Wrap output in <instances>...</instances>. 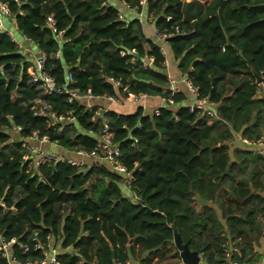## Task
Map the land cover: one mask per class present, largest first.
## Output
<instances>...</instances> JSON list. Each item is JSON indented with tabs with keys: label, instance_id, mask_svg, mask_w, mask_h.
<instances>
[{
	"label": "trees",
	"instance_id": "obj_1",
	"mask_svg": "<svg viewBox=\"0 0 264 264\" xmlns=\"http://www.w3.org/2000/svg\"><path fill=\"white\" fill-rule=\"evenodd\" d=\"M123 1L138 13L146 10L158 34L172 35L164 41L179 73L214 107L217 119L184 105L162 107L158 115L142 108L105 114L123 164L128 171L138 166L133 185L141 202L124 198L121 178L104 167L35 168L23 160L22 139L36 132L69 153L89 152L102 123L78 102L69 105L67 96L43 94L31 82L25 57L0 32V233L7 242L16 240L11 252L20 262L44 258L33 251L36 234L42 244L48 237L62 240L66 252L58 264H180L174 230L203 254V264H223L224 231L244 245L242 259L260 234L257 218L264 216V156L228 142L234 134L249 140L264 135V99L256 98L264 74V0H147L146 7ZM0 3L17 30L46 54L45 71L56 88L70 76L69 88L90 89L95 97L123 96V89L171 96L162 94L168 82L161 48L145 38L140 21L121 20L108 0ZM47 18L67 42H58ZM110 78L123 88L115 89ZM184 100L182 92L173 96L175 104ZM35 101L55 115L72 111L75 121L52 126L33 109ZM0 264H6L1 256Z\"/></svg>",
	"mask_w": 264,
	"mask_h": 264
},
{
	"label": "built area",
	"instance_id": "obj_2",
	"mask_svg": "<svg viewBox=\"0 0 264 264\" xmlns=\"http://www.w3.org/2000/svg\"><path fill=\"white\" fill-rule=\"evenodd\" d=\"M147 0H140V4L142 7L146 5ZM14 2H18V0H14ZM128 6V5H127ZM129 7V6H128ZM138 13V12H137ZM5 15L8 17V19L11 18V15L9 13V10L5 4L0 3V32H6L8 36L10 37L11 41L15 44L16 49L18 51H23L24 54L33 57L34 58V52L33 50L27 48L24 49L22 46V43L18 42L17 36H21L23 42L25 43H32L30 38L23 36L18 30L12 31V30H6L4 25L2 24V16ZM139 17L142 18L143 12L138 13ZM169 19H167L168 21ZM47 24L48 27L52 30L53 34L57 38L58 42L60 44L67 42V40L62 38V32H57L55 28V21L52 18H47ZM17 32V34H16ZM156 35L159 39H165L167 36L172 35H163L158 34L156 32ZM40 56L36 60V65L31 66L28 65L27 72L31 78V82L34 85H37V87L41 90V92L45 95H64L67 96V103L69 105L74 104L75 102H78L79 104H83L81 102L83 101H91L94 99H97L99 97L93 96L90 89H88L86 92H80L78 89L69 88V85L73 83V80L70 76L67 77V83L62 88H56L55 82L52 77H50L46 71H45V63L47 56L43 52H39ZM152 61V59H150ZM150 61V65L151 62ZM260 82L257 83V86H262L264 89V74L260 73ZM166 80L168 82V87L163 90L162 94H166L167 92H171V96L164 97V96H158L161 99L162 105L160 108H172L175 103L173 102V96L179 94L181 91L177 86V81L174 80L172 77L166 74ZM109 82L113 84L115 89L123 88L119 80L109 79ZM182 82L184 83L185 87L188 89V91L191 93V95L196 99L197 103L189 107L191 112L197 111L204 117H206L209 120L217 119V114L215 110L213 109L212 105L209 104L206 98H200L198 94L197 88L193 87L192 84L185 78L182 79ZM125 97L127 100L130 101L131 104L138 105L142 101H144L148 96L146 94H135L130 91H127L123 89ZM100 98H105L110 102L118 103V100H116L114 97L104 95ZM86 110L93 113V119L101 120L102 123V129L100 132V135L98 137V144L96 147L89 152L86 151H77V152H71L73 154H76L81 157H88L94 160L104 159L106 160L109 165L118 173L125 175V183L127 187L132 191L133 200L135 203L141 202L142 200L137 195L138 189L133 185L134 177L133 173L135 170L138 169L137 164L134 165V169L132 171H128L125 165L122 162V154L120 152V148L118 145H115L113 143V136L110 133L109 130V122L108 119L105 117V114L109 112L108 110L96 107L91 104L86 105ZM154 109L152 113L154 115H158L159 109ZM34 110L38 111L39 115H46L51 120V125L55 126L60 123H66V124H72L75 119L73 117L72 111H67L64 114L61 115H55L54 113L50 112V109L47 105L42 104L40 101H35ZM17 133L20 131V129H16ZM37 133H33L31 137L22 139V149H23V160L33 162L31 164L35 168H39L42 166H52L57 163H66L71 166L81 168V169H91V168H101L102 166L94 161L93 163L89 164L88 162L81 160L78 162H75L70 159H66L64 157L57 156L55 154L51 155H45L43 150L41 148L34 147L29 142L32 141H39L44 143H50L49 140L46 137H43L42 139H38ZM133 145L137 143V140L135 138H132ZM241 143L245 146L251 147L255 146L256 149L254 150V154L261 155L264 154V135L259 137L256 140H249L246 138H241ZM54 144V143H53ZM56 145V144H55ZM58 146V145H57ZM139 170V169H138ZM3 207V204H1ZM36 234H34V241L35 244L33 246V251H42L45 252V250H50V244L49 240L50 237L47 238V243L42 244L38 240H36ZM221 243H220V258L223 264H264V257H262L258 262L252 263L248 262L242 259H239L238 256L240 255V244L239 240H233L227 236H221ZM16 244V240L13 239L9 242L5 241L2 234L0 233V256L5 259L6 264H12V262H15L16 264H47L46 263V256L44 253V258L41 260H27L25 262L17 261L12 252L11 248L12 246ZM24 252L28 251L27 247L23 248ZM52 253L55 254V250H51ZM73 253H76V251ZM198 257L200 261L203 258L202 253H198ZM49 264H58L57 263V256L54 255L50 259ZM113 264H133L130 261H115ZM137 264V263H134Z\"/></svg>",
	"mask_w": 264,
	"mask_h": 264
},
{
	"label": "crops",
	"instance_id": "obj_3",
	"mask_svg": "<svg viewBox=\"0 0 264 264\" xmlns=\"http://www.w3.org/2000/svg\"><path fill=\"white\" fill-rule=\"evenodd\" d=\"M180 1L190 2L191 0H180ZM108 2L117 9L118 16L121 20H123L125 22H130V21L136 20V19H133V15L137 13V10L129 8L123 0H108ZM144 7H146V5ZM141 25H142V30H143V34H144L145 38L148 41L155 43L156 45H158L161 48V52H162L163 56L165 57V67H166L165 73L167 75H169L170 77H172L174 80H175V78L178 77L180 79L179 82L181 84H184L182 82L183 77L181 76V74L178 71L177 62L175 61V59L171 53L169 45L168 44L166 45L165 43H163L162 41H164V39H159L156 35V30L154 28L153 20L151 18H148L147 24L144 25L141 22ZM6 30L8 31V29H6ZM10 30H12V31L16 30L17 31V27H16L15 22H13L12 29H10ZM150 61L151 60L149 59V61H148L149 64H150ZM177 86H178V83H177ZM178 88H179V86H178ZM179 89L182 92V89L181 88H179ZM183 94L185 96V99L187 100L188 96H187L186 92ZM114 98L116 100H118V103H113V102L108 101L105 98L99 97L97 99H94V100H91L88 102L83 101V102H81V103H83L81 105L86 107L87 104H91L93 106L101 107V108H104L110 112H115V113L120 114V115L133 114V113H135L137 108H142L143 113L145 115H147V114H151L154 109H158L162 105L161 99L158 96H148L144 101H142L140 104H138V106L131 104L130 101L127 100L125 95L120 96L118 92L116 93ZM256 98H258V99L263 98L264 99V89L262 88V86L258 87ZM213 109H214V107H213ZM12 134H14V137L17 138V133L15 130L13 131ZM231 140H232V143H230L231 146H234V145L235 146H237V145L244 146L245 148L248 149L247 151H250L252 154H254L253 152L256 149V147L255 146L248 147V146L243 145L240 141L241 136L239 134H234L233 138ZM50 144H53V143H50ZM55 146H57V145H55ZM58 147H60V146H58ZM261 155L264 156V154H261ZM129 201H131L132 203H135L134 200H129ZM220 221H223V220L220 218ZM256 222H257V225L259 227L260 234L258 237H256V238L254 237V239L252 240V242L250 244V247H248V249H246L245 256L244 257H242V255L240 256L243 260L248 261V262H252V263H256L262 257H264V216L260 215L257 218ZM222 223L224 224V222H222ZM221 236H227L226 231H224L221 234ZM239 244H240V253H242L241 248H243L244 245L241 244L240 241H239ZM203 260L204 259L202 258V260L200 261V264H203V262H204ZM131 263H133V262H131Z\"/></svg>",
	"mask_w": 264,
	"mask_h": 264
},
{
	"label": "rangeland",
	"instance_id": "obj_4",
	"mask_svg": "<svg viewBox=\"0 0 264 264\" xmlns=\"http://www.w3.org/2000/svg\"><path fill=\"white\" fill-rule=\"evenodd\" d=\"M183 2H186V1H183ZM133 19H136V20L142 22V24L146 25L147 24V12H146V10L143 11L142 18H140L139 15L136 13V14L133 15ZM13 22H15L13 18L8 19L7 16H5V15L2 16V24L5 26L6 29H8V30L12 29ZM16 34H17V32H16ZM16 40L18 42L22 43V46H23L24 49L29 48V49L33 50L34 58L24 54L23 51H18V52H20L25 57V61H26V63L28 65H31V66L35 67L36 60L40 56V53H39L38 49L34 46L33 43H25V42H23L22 37L20 35L17 36ZM162 42L166 44L165 41H162ZM149 65L150 64L148 63L147 66H149ZM175 80L178 81V86H179V88L182 89V92L183 93L186 92V94L188 96V99L187 100L185 99L182 103L175 104L172 108L173 109H178L180 107V105H184V106H187V107L194 106L197 103L196 99H194V97L191 95V93L188 91V89L185 87V85L181 84L179 82L180 79L178 77L175 78ZM230 142L232 143V140H230L228 143H230ZM29 143L32 144L34 147L41 148L46 156L47 155H51V154H55L57 156H61V157H64L66 159L73 160L75 162L84 160V161L88 162L89 164H91L94 161H96L102 167H104L106 170L110 171L113 174L118 175L121 178V181L119 183V188H120V191L122 193V196H124V198H126L128 200H133L132 191L130 189H128V187H127V185L125 183V179H126L125 175L120 174L117 171H115L109 165V163L106 160H104V159L94 160V159H91V158H88V157H81V156H78V155L73 154V153H68L64 149H62V148H60L58 146H55L54 144H50V143H44V142H39V141H32V142H29ZM238 149L248 150L244 146L238 147ZM31 164H33V162H31ZM49 244H50V250H45V252H44L45 256H46V263L47 264L50 263V259L54 255L61 256V255H63L66 252V250L62 248V245H61L62 244V240L61 239H59L58 242H56L54 240V238H51L49 240ZM51 250H55V254L52 253ZM12 264H16V263L12 262Z\"/></svg>",
	"mask_w": 264,
	"mask_h": 264
},
{
	"label": "water",
	"instance_id": "obj_5",
	"mask_svg": "<svg viewBox=\"0 0 264 264\" xmlns=\"http://www.w3.org/2000/svg\"><path fill=\"white\" fill-rule=\"evenodd\" d=\"M258 82H260L259 79ZM197 200L201 205L205 204V202L200 197H197ZM189 243V241L183 243L182 238L177 233V231H173L172 244L176 247L177 251L179 252L180 264H200L198 252L195 250H191L189 248Z\"/></svg>",
	"mask_w": 264,
	"mask_h": 264
}]
</instances>
